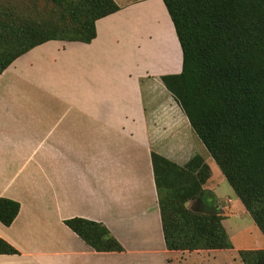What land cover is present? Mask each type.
Instances as JSON below:
<instances>
[{
	"label": "crops",
	"instance_id": "0c3cea01",
	"mask_svg": "<svg viewBox=\"0 0 264 264\" xmlns=\"http://www.w3.org/2000/svg\"><path fill=\"white\" fill-rule=\"evenodd\" d=\"M113 1L119 11L95 23L90 44L46 42L0 75V199L20 206L0 223L18 254L0 264H243L239 251L264 242L249 234L236 247L231 217L246 210L219 197L224 177L210 165L205 190L232 248L165 247L142 84L179 74L182 52L162 0ZM73 218L102 224L123 252L93 251L65 226Z\"/></svg>",
	"mask_w": 264,
	"mask_h": 264
},
{
	"label": "trees",
	"instance_id": "16d2710c",
	"mask_svg": "<svg viewBox=\"0 0 264 264\" xmlns=\"http://www.w3.org/2000/svg\"><path fill=\"white\" fill-rule=\"evenodd\" d=\"M49 1L58 17L40 21L0 4V75L46 42L90 44L95 23L119 11L113 0ZM162 2L182 52V69L158 81L264 237V0ZM151 164L166 249H231L215 196L203 189L211 176L203 159L195 156L180 167L152 152ZM19 208L0 199V223L9 227ZM64 224L97 253L123 252L100 223L73 218ZM17 254L0 238V255ZM239 258L243 264H264V250L239 251Z\"/></svg>",
	"mask_w": 264,
	"mask_h": 264
},
{
	"label": "rangeland",
	"instance_id": "374dc122",
	"mask_svg": "<svg viewBox=\"0 0 264 264\" xmlns=\"http://www.w3.org/2000/svg\"><path fill=\"white\" fill-rule=\"evenodd\" d=\"M1 3L32 21H40L45 18L52 20L58 17L57 11L52 8L53 4L49 0H0ZM142 89L145 110L147 111L148 121L151 126L149 135L152 151L180 167H184L190 159L199 156L208 166L217 168L199 139L191 130L177 102L164 89L161 83L153 79H147L143 82ZM208 180L203 185V189H207L209 185ZM217 194L221 198L228 196L234 200L236 199V196L224 178L219 184ZM193 205L194 202L187 203L188 208H191ZM240 206L243 205L241 204ZM238 215L240 216L239 219H235L234 216L231 217L239 229L237 236H235L236 233H232L233 242L236 247L244 244V236H249V234H251L250 240H253L255 235H257L259 241L264 242V238L249 214L245 212L243 215ZM183 264L199 263H196L194 260H187V263ZM217 264H225V262L224 260H219Z\"/></svg>",
	"mask_w": 264,
	"mask_h": 264
}]
</instances>
